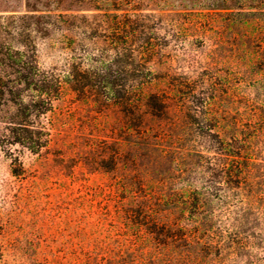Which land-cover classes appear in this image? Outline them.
Listing matches in <instances>:
<instances>
[{
    "label": "trees",
    "instance_id": "trees-1",
    "mask_svg": "<svg viewBox=\"0 0 264 264\" xmlns=\"http://www.w3.org/2000/svg\"><path fill=\"white\" fill-rule=\"evenodd\" d=\"M18 2L5 10H22V17L33 19L37 25L43 21L47 34L58 29L67 36V32H73L76 19L105 17L106 27L98 33L90 25L87 28L97 33L95 36H107L117 51H125L123 59L129 66L141 53L150 54L156 49L152 44L137 47L134 43L145 9L189 12L196 26L206 21L202 29H196L206 45H211L209 57L222 54L221 57L237 59L220 81L219 73L211 75L212 82L207 86L178 82L167 89H155L156 78L147 57L142 68L120 72L110 67L75 66L62 77L42 71L24 50L0 41V104L24 107L23 116L5 119L8 128L12 126L15 143L32 151L43 145L39 121L31 111L25 113L26 109H38L39 104L52 100L68 83L85 95L93 88L95 93L103 88L106 100L120 111L123 126L130 132L139 133L147 121L168 118L174 101L193 103L185 118L191 134L201 138L206 146V153L196 150L194 155L203 162L202 172H209L207 179H192L178 193L157 197L140 169L131 173L121 167L125 146L123 141L115 140V155L108 161L102 151L98 168L104 172L121 171L123 182L117 187L129 193L125 218L138 231L139 239L144 240L140 252L136 255L129 247L119 246L105 255L102 249L80 247L65 263L38 264H264V103L257 117L247 113L233 115L230 107L234 100L222 104V109L218 103L223 93L226 99L242 86L256 88L264 99V0ZM123 40L125 45L119 46ZM133 173L134 178L129 176Z\"/></svg>",
    "mask_w": 264,
    "mask_h": 264
},
{
    "label": "rangeland",
    "instance_id": "rangeland-1",
    "mask_svg": "<svg viewBox=\"0 0 264 264\" xmlns=\"http://www.w3.org/2000/svg\"><path fill=\"white\" fill-rule=\"evenodd\" d=\"M18 4L0 0V41L24 50L28 59L52 75L63 77L75 66L122 72L142 68L147 57L156 78L154 88L167 89L178 82L207 86L211 75L219 73L220 81L237 63L222 54L209 57L211 45L196 29L207 22L196 26L189 12L143 10L134 43L156 49L141 53L129 66L123 59L125 51L114 49L117 46L104 34L95 36L106 27L105 17H80L67 36L58 29L47 34L43 21L37 25L22 17V10H5ZM118 45L124 46V40ZM95 89L85 95L64 83L38 109L25 108L40 124L43 145L37 151L15 143L12 126L8 128L5 121L23 116L24 107L0 104V264L65 263L80 247L102 249L105 255L119 246L136 255L140 252L144 240L125 218L129 193L117 187L123 182L122 173L98 168L102 151L108 161L115 155V140L125 146L121 167L131 173L140 169L153 196H171L192 179H207L209 172H202L203 162L194 155L196 150L206 153L205 143L191 134L185 118L193 103L174 101L168 118L147 121L137 133L123 126L120 111L106 100L104 89L99 93ZM222 95L219 109L234 100L230 111L235 116L257 117L264 103L256 88L242 86L226 99ZM129 176L134 178V173Z\"/></svg>",
    "mask_w": 264,
    "mask_h": 264
}]
</instances>
